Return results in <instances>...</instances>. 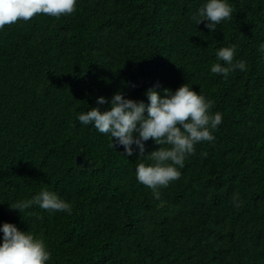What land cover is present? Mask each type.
<instances>
[{"label":"trees","instance_id":"1","mask_svg":"<svg viewBox=\"0 0 264 264\" xmlns=\"http://www.w3.org/2000/svg\"><path fill=\"white\" fill-rule=\"evenodd\" d=\"M203 2L77 0L70 15L0 29V225L43 237L48 264H264V0H229L215 31L191 20ZM232 46L247 70L212 74ZM185 83L223 122L156 199L135 178L139 152L123 155L77 114ZM45 187L70 215L10 209Z\"/></svg>","mask_w":264,"mask_h":264},{"label":"clouds","instance_id":"2","mask_svg":"<svg viewBox=\"0 0 264 264\" xmlns=\"http://www.w3.org/2000/svg\"><path fill=\"white\" fill-rule=\"evenodd\" d=\"M77 0H0V29L19 20L28 21L37 14L60 18L76 10ZM233 7L229 0H204L192 15L195 26L205 23V27L215 31L217 25L232 18ZM235 46L216 50L217 62L210 65V72L227 79L230 73L247 70V62L235 59ZM258 51L264 55V43ZM223 62V63H221ZM155 85L144 93V100L126 98L122 92L110 99L103 96L97 105L109 107L88 108L77 114L83 126L91 125L99 133L111 139V147L122 146L128 157L139 152L135 167L136 180L149 188L156 199L160 190L167 188L181 177L187 157L194 153L195 145L213 142L214 131L223 122L220 112H212V102L201 91L197 93L189 83L175 91ZM149 139L160 147L145 155ZM239 197L235 196L234 201ZM10 209L21 214L25 209L38 206L50 213H72L71 204L47 187L31 198L9 203ZM239 206V203L236 204ZM0 264H48L51 253L45 239L30 231H22L15 224L5 222L0 225Z\"/></svg>","mask_w":264,"mask_h":264}]
</instances>
